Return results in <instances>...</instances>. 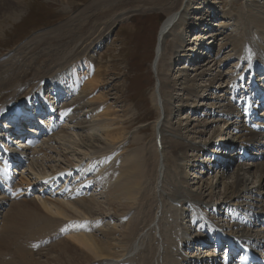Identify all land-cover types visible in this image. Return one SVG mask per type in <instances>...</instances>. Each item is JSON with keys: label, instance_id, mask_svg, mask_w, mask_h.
I'll list each match as a JSON object with an SVG mask.
<instances>
[{"label": "rangeland", "instance_id": "374dc122", "mask_svg": "<svg viewBox=\"0 0 264 264\" xmlns=\"http://www.w3.org/2000/svg\"><path fill=\"white\" fill-rule=\"evenodd\" d=\"M171 1L173 0L1 1L0 75L2 71L10 65V68H12L16 61H18L23 56L26 57V59L30 58L29 52H31L30 50L32 49H35L36 52L40 51L39 56L47 53V51L52 49L54 46L60 47L62 49L61 46L57 45H59L62 41H65L64 39H66L69 34H72V37H74V40L76 41V46L74 48L72 46L70 47L73 49L66 50V52L61 55V58L59 60L54 59V55L57 51L47 53V57L50 60L56 62V64L49 60H43L41 61L39 66H35V68L32 70V75L28 76V78L34 83V86H38H36L37 89L34 90L35 93L29 96L31 97L30 99H34L33 97L35 95H37L39 98H44V100L42 99L44 101V104L46 103V106H51L52 109L48 106L50 112L48 113V110H46L43 115H45L47 119L48 117H51V119L49 120H52V123L54 124L53 129L52 123L51 125L48 124L50 123L48 122L49 120L44 121L47 119L45 116L43 117L44 124L49 125L46 126L50 129V131L49 133H42L43 135L38 131V134H40L41 138H39L36 147L39 146L42 141L45 142L46 137L50 138L51 134L59 131L61 127L64 126L66 121H70L68 124L71 125L73 124V122H76V119H73L72 114L69 115L71 110L68 108L64 110L63 105L72 103L73 99L78 95V92H80L82 88L85 87L84 84L87 79L93 77L96 73L95 76H97V79H99L97 80L98 83H96V85L94 86H86L87 88L91 87L87 89V92L91 96L88 95L85 98V93H81L82 99L83 97L85 101L90 99V102L94 104L93 111L91 113H85L86 109H83L82 112L80 111L79 116L81 119L85 118L84 120L90 121L89 123H91L95 119L96 120L94 122H107L106 124H108L110 126L109 129H111L109 130V133L112 135H118V138L114 143V149L106 151V148H104L102 150L90 151L89 153H91V155H85V157H83L81 161L89 165V161L98 158L99 153H102V155H99L100 157L103 155H108L113 151L118 152L116 157L117 159L118 156L123 153L124 148L126 154L119 156V159L123 156H127V153H132L139 150L142 152L144 151L147 156L148 154L149 156H152L150 151L151 149H154L159 154V157L157 158L158 161H155V159L152 158V163H154V166L157 167L156 162L159 163L160 161V163H162V161L160 160V149L158 148L155 141V137H158L155 131V116L156 112H158V119L161 120L163 118V114L160 113L159 107L157 105L156 95L158 94V92L154 90L155 83L158 81L160 82L158 78H162V76H164V78H168L169 81L175 79V75L179 70L178 68L185 61L186 57L193 58L194 56L199 64H206V66L208 65L210 67L212 66L210 64H213V62H215L213 64L214 66H212L211 68L214 69L217 67V70H219L220 72L222 71V74L224 73L223 75H226L222 80H220L222 77L219 79V76H217L213 80L210 79V81L206 80L208 78V75L206 73L201 74L195 79V71L191 66L187 70L188 74L186 73V75H181L182 78L180 76L177 77V79H179V81H183L185 77H191L190 79H194L192 81L193 84L198 87V93L193 96L194 98H186L185 94L183 95L184 92L181 91L179 86H176L172 91V105L177 106H175L176 108L173 106L175 108V112L173 111L170 115L166 131H172V133L176 132L181 136L189 133L184 132L183 129V122H186L183 117H185L186 115H188L189 120L187 123L188 129H192L193 125L195 124L194 127L196 128V130L201 131V133L198 132V134H190L188 140L197 144V148L194 149V151L191 148L188 149L184 160L181 161L182 165L184 164L186 166V174H188L186 176V183L183 185L185 188H188L184 189V191L188 192L189 188H192V191L198 189L199 192V184L201 185L204 181L214 182L215 184L218 178L217 173L218 170H220V165L226 167L228 173H226V176L229 178V175L232 170L235 169L236 164L241 163L245 164V166L249 165V169L251 168V175L247 176L248 183H253L255 185L254 187H256V170L252 164L261 162L264 163V133L258 130H253V132H251L248 129V126L250 127V122L248 125V122L245 121L244 118L240 119L239 121L236 120V114H238V105L237 108L234 109L236 104L229 100L230 91L228 89V86L230 85V77L236 76V74L239 73H243L242 64H245L243 55H245L244 49H247V45L245 46L246 43H249V49L247 50H249L250 55L247 60L249 61V63L255 65L258 71L261 70V72H264V67L262 65L264 61L259 62L254 55V53H260L261 56H264V10H261L260 12L257 10L256 5H258V3L255 0H174V4L172 5V7L175 10L180 11L179 14L183 13L184 17L183 20H177L172 30H170L163 38L162 52H164V56L161 62V66V60H158L160 52L156 48V71L153 70V68L151 70V62L154 54L156 36L161 23H163L166 17L165 10L169 7L170 3H172ZM259 1V4L264 3V0ZM186 5L187 7H185ZM256 11L258 13H256ZM87 17L91 18L88 19L91 20L89 26H85L82 31L76 34L74 33L75 30H70L71 33L67 34V25L70 23L69 20L71 18L76 21H83L87 19ZM90 26L92 28H90ZM86 36L89 39L84 41ZM41 47L43 50H41ZM191 48L193 50H196V54L194 53L195 51L193 52V50H191ZM238 49H240L243 55H237ZM197 52L200 56H197ZM246 56L247 55H245V57ZM251 56L253 57V59L250 61ZM238 60L241 61L238 63ZM76 64L80 68L74 66ZM167 65H169L170 67H167ZM67 70H69V72H67ZM213 72H216V70ZM228 72L230 73L228 74ZM37 74L45 75L41 80L42 83L39 82L40 80L35 79L34 76H36ZM67 74H72L73 78L67 77ZM74 74L76 75V78ZM237 78H242V84H244V77L239 76ZM67 80L68 84L66 85ZM73 80L75 82L78 81L79 83H77V88L75 90H72L75 85L73 84ZM254 80L257 81V86H260V84L262 85L264 83V74L261 73L257 75V78H254ZM244 82L245 86L247 87V77ZM52 84H55L56 86H62L63 89L58 90L57 88L56 90ZM64 87H68L69 89H71V91H69L67 88L65 89ZM40 88L41 93H38L37 91ZM260 89L264 92V85L260 87ZM224 92L227 93L229 97H224ZM57 93L58 95H56ZM98 95L101 96L102 99H96L97 97H99ZM158 95L161 98L163 93L159 92ZM254 96L257 95L254 94ZM239 97L240 96H238V98ZM164 99L167 98L164 96ZM179 99L183 101L180 102L178 101ZM248 99L250 101V98ZM92 100H99L96 101V103L98 104H96L95 101ZM162 102L163 99L161 98V104ZM223 102H231L234 110L232 109L231 112L224 113L223 117L221 116V113L220 117L218 113L220 112L221 108H223ZM258 103L259 102L256 101L255 98L250 101V105ZM27 104L30 105V102ZM184 104L186 106L181 107ZM189 105L194 106V108L191 107L193 110L185 108ZM254 107L255 106L251 108ZM260 112L261 111L257 109V115L255 116H258ZM39 113L40 111L35 114L37 115ZM231 113L232 117H230ZM227 114L229 115L226 117L225 115ZM262 115L264 117V112ZM8 116L9 114L7 115V117ZM176 120H180V124H177L179 122H177ZM38 121L40 122L39 118ZM38 121H27V123L29 122L28 126L22 124L20 125V121L19 124L16 123V125L20 128V132L17 134L11 133L9 134V136L6 135L3 137L4 147L7 148L8 153L13 152V155H17L21 152V150L29 152L27 150H24L25 148L23 147H28V145H26L25 140L23 141L21 139L20 135L24 134L22 133L23 130L31 131L30 129H32L33 127L30 126V123H32V125H34L33 122L39 124ZM249 121H251V119ZM3 122V119H0V129ZM23 122L26 123V121ZM252 123L255 125H260V122L255 120ZM44 124L40 127L45 128ZM153 125L154 128L152 130ZM174 126L177 128H175ZM35 127L38 126H34V128ZM237 128L240 129V131H238ZM2 129H5V127H3ZM51 130H53V133L50 134V132H52ZM75 133L79 136H77V138L80 141L83 139L81 142L86 144L87 141L83 138L85 136V132L77 128L75 129ZM100 134L104 133L100 131ZM177 134L175 136H172L170 133L173 139L178 138ZM26 136H28V134ZM245 136L256 138L254 143L250 145L254 150L246 149V153L251 154V157L260 156V160H255L250 157L245 159L240 158L242 157V155H240L239 153L238 146H241V143ZM136 140L139 141L137 142ZM217 141H223L221 149L219 148L220 150L216 149ZM48 144L56 147V149L58 147V144L55 142L49 141ZM122 145L123 149L117 151L122 147ZM72 147L73 145L69 148H74L73 150L80 151V155L76 154V156L79 157L82 154L88 152L83 149L81 144L79 145L78 149L76 147ZM115 148L118 149L115 150ZM234 151H236V153H234V155L232 156L231 153H233ZM47 153L48 155H52L53 157L55 156L54 152L47 151ZM42 155L41 153H35V158H39L40 156V158L42 157V159H44V155ZM63 158L65 159V156H63ZM1 161V163H4V160L1 159ZM107 162L108 158L104 160V163ZM8 163H12L11 158ZM44 163H46L50 167L53 164L58 165L56 160H45ZM74 163L79 162L75 161ZM12 164H15V178L18 175V178L16 179L17 181L15 182L17 186H13L15 188L17 187V189H11V194L10 196H7V198L5 197L4 193L3 195L0 193V205L1 207H5L0 216V229L3 225V217L5 216L9 208L13 207L12 202H18L22 204L32 203L33 200H35V197L46 196L45 194L47 192V190L46 192H43L41 190L37 191L36 189H34L35 186L26 188L27 190L23 187V185L19 187L18 181L20 180V175L24 168H22V170L19 172L18 168L23 166L22 162ZM78 165L79 164H77V166L73 169L79 170ZM114 168L115 167L113 165H110L109 168L105 169V171L106 173H108L109 171H111V169ZM84 169L85 168H83V170ZM95 169L96 168L94 167L93 170ZM153 169V167L150 168V170ZM161 169H163V167H161ZM162 172L163 170H161V173ZM74 176H76V173ZM149 176L150 182H153V175L149 174ZM208 176L211 180H209ZM214 176L217 177L215 178ZM6 177L14 178V175L11 171H8ZM200 178L203 180V182ZM74 181L75 180L73 179L72 182ZM79 183L80 182L78 180L77 182L75 181V184L72 183L64 185V187H68L69 185L71 187L76 185L77 187ZM101 185L102 183L99 184L100 187H97L98 185L94 184V187L91 185L90 189H86L88 190V192H90L93 190V188L95 189L97 187L95 190L98 189V191H100ZM37 187L42 188V184L37 185ZM68 188L66 189L65 193L70 191V189L68 190ZM152 188L153 186H151V189ZM161 188H163V186ZM29 189L35 190L36 192H34V194L37 193V195H33L34 197L30 198H26L25 196L21 197V195L30 191ZM151 189L150 194H153V189ZM150 198L151 197H149V200ZM223 198V187L221 184H218V187L214 190V193L210 197V203H208L200 211L204 219V224L201 225V223L196 222L195 224H192V230L201 232L204 231V229L206 228L205 226H208L207 229L213 226L219 230H223L227 234L229 233L228 236H231V242H228L229 240L227 238H223L222 241L218 244V241L212 237L213 239L210 238L208 240V245H201L202 247H200V249L189 244L188 247L186 246L184 247V249H182L184 251L183 253H185L186 256L184 255L185 260L180 261V264H197V259H199L201 255H203V251H205L206 249H214L212 248L214 246L213 243H216L220 248L218 252H215V249L213 252H210V255L213 253L212 256L215 257L217 261L216 264H231V258L233 256H238V250L241 249L240 247L236 249V252L231 257L229 254L230 249L234 248V243L236 241L235 238L237 237L235 232H237V230L233 228V225L236 224L233 223L231 212H229L227 208L229 205L226 206L227 216H225L226 213H224V210L220 207L221 202L224 205L226 202H228V200ZM100 200H102V198H100ZM157 201L159 202L158 205L155 201V204L152 203V205L154 206H152L153 215H155L156 218L158 216H161L159 214L160 212L168 211L167 205H169L166 204L163 200V202L159 201V199ZM156 205L158 206V209L156 208ZM175 205L179 208V206L174 203V206ZM178 211L179 209L176 210V216H178ZM187 212L188 216L193 214V211L190 207L188 208ZM156 218L154 219L155 224ZM116 220L117 218L113 220V222L115 223ZM263 220L264 218L260 221L256 220V222L252 224L249 221L245 220L246 222L244 224L236 225L235 227L241 229V231H238V234H241L242 232L246 233L251 237L252 243H263L264 246ZM107 221H109V219L103 217V225H105V222ZM175 221L177 222V218ZM115 224L118 225L119 223ZM195 225L197 226L194 227ZM215 228L213 230H215ZM61 229L54 236H51L49 239L39 244L41 246L38 245V247H34V251L32 253V260L34 262L40 264H55L58 254V257L61 256L62 261L64 260L63 258L67 259L70 255L74 258L76 256H80L78 254L79 251L75 249L72 250L73 252L68 251L66 255L64 254V250L61 249V247H64L65 244L63 245V243H67V240H64L68 235L67 232L69 231V229ZM9 233L10 232H5V235H8ZM0 248L3 249L2 244H0ZM248 248L253 254V258H255L256 260L258 259L257 261H259V264H264V250L263 253H261V256L263 258H261L260 262V258L258 255V249L260 247L251 248L250 246H248ZM14 254L15 249L13 248L3 251V255L0 259V264H15L14 262L9 263L11 259L15 260ZM199 255L200 257H198ZM227 255L230 259V262L224 263V261H222L223 256L227 258ZM210 258L211 257L208 256L206 260H209ZM78 264H81V262L78 261Z\"/></svg>", "mask_w": 264, "mask_h": 264}, {"label": "bare ground", "instance_id": "6f19581e", "mask_svg": "<svg viewBox=\"0 0 264 264\" xmlns=\"http://www.w3.org/2000/svg\"><path fill=\"white\" fill-rule=\"evenodd\" d=\"M1 1L8 2V0H0V2ZM255 1L258 3V5H256L257 10L259 12L264 10V3L259 4V0ZM171 2L172 3H170L169 7L165 10L166 17L163 23H161L160 31L158 33L156 48L160 52L158 57V60H161L160 66L164 56V52H162L163 38L170 30H172L176 21L179 19L183 20L184 17L183 13L179 14L180 11H177L172 7L174 0ZM185 7H187V5ZM256 13L258 12L256 11ZM88 19L91 18L87 17V19L83 21H76L71 18L69 20L70 23L67 25V34L71 33L70 30H75V34L82 31L85 26L90 25L91 20ZM90 28L92 27L90 26ZM87 39L89 38L86 36L84 41ZM64 40L65 41H62L59 45H57L61 46L62 49L60 47L54 46L53 48L51 47L52 49L47 51V53L57 51L54 55L55 60H59L61 55L64 54L66 50L73 49L76 46V41L74 40V37H72V34H69V36ZM71 46L73 48H70ZM245 46L247 49H249V43H246ZM247 49H244V54L247 55L246 58L248 59L250 55L249 50ZM41 50H43L42 47ZM191 50L193 49L191 48ZM30 51V58L26 59V57L21 56L22 58L16 61L12 68H10V65L9 67L5 68V70H3L0 75V117L5 115L9 109L12 111L15 108H20L16 105V103L26 98L33 90L36 89V86H34L32 80L28 78L29 75H32L31 72L35 66H39L43 60H49L56 64V62L50 60L47 57V53L39 56L40 51L36 52L35 49ZM193 52L196 54V50H193ZM198 54L199 53L197 52V56H200ZM237 55H243L240 49H238ZM254 55L259 62L264 61V56H261L260 53H254ZM252 59L253 57L251 56L250 61ZM214 63L215 62H213V64ZM213 64L210 65L214 66ZM262 65L264 67V63ZM191 66L195 71V79L203 73L208 75L206 80L209 81L210 79H215L217 76H219V79L222 77L220 79L222 80L223 77L226 76L223 75L224 73L222 74V71L220 72L217 70V67L212 69V66L210 67L208 65L206 66V64H199V62L193 56V58L186 57L185 61L179 66V70L175 75V79L169 81L168 78H164V76H162V78L160 77L161 79L158 78L160 82L157 92L158 94L159 92L163 93V97L161 96L163 102L161 104L160 112L163 114V118L161 120L158 119V112H156L155 131L160 140L159 153L162 163H160V161L159 163L156 162L157 167L154 166V163H152V158L155 159V161H158L157 158L159 157V154L154 149H151L150 151L152 156H149V154L147 156L144 151L142 152L138 149L139 151L127 153V156H123L119 159V156L126 154L124 148L123 153H121L117 159L115 158L110 164L115 167L114 169H111V171L106 173L105 169L109 168V166H106L102 169L101 166H95L96 169L93 170V172L91 171L90 173H86L87 176L85 175L78 178L80 183L77 185V187L76 185L72 187L69 185L68 187H70V191L65 193L64 188H66V186L63 188V183L65 182V179L69 178L72 170H74L73 168L77 166L78 163L74 162H80L82 158L85 157V155H91V153H89L90 151L102 150L104 148H106V151L114 149V143L118 138V135H112L109 133V130L111 129H109L110 126L106 124L107 122H94L96 120L95 119L94 121L91 120L94 123H89L90 121L84 120L85 118H80V111L82 112L83 109H86L85 113H91L94 107V104L90 102V99L85 101L84 97L83 99L81 98V93H85L86 98L89 95L87 89L91 88L87 87L96 85V83H98L97 80H99L97 79V76H95L96 73L93 77L87 79L84 84L85 87H83L82 90L78 92V95L74 99L72 98L73 102L63 105L64 110L67 108L71 110L69 115L72 114L73 119L75 118L76 122H73L71 125L68 124L70 121H66L64 126L61 127L59 131L51 134L50 138L46 137V141H42V143L40 145L38 144L39 146L35 147V149H31L32 151L30 153L21 150V152L17 154L20 156L19 160H14L11 157L12 163H20L23 162V160L26 162L28 161L26 168L23 169L24 172H21V177L18 181L19 187L23 185V187L26 189L35 186L34 189L37 191L41 190L44 192V190H47V192L45 194L46 196L35 197V200H33L32 203L22 204L18 202H12L13 207L9 208L2 219L3 225L0 229V244H2L3 249L0 248V259L3 255V251L13 248L15 249V260L11 259L9 263L14 262L15 264H40L32 260L34 247H38L39 244L43 243L51 236H54L60 231L61 228H67L69 231L67 232L68 235L64 240H67V243H63V245L65 244L66 246L64 245V247H61V245L60 247L64 250L63 252L65 255L68 253V251L71 252L73 249H75L79 251V253H77L80 256H76L74 258L70 255L67 259L63 258L64 260L62 261L61 256L58 257V254L55 264H78V261H80L81 264H180V261H184L186 256L182 249H184L186 246L188 247L189 244L200 249L202 246H207L209 243L208 240L212 237L218 241V244L223 238H227L229 240L228 242H231V236H228L229 233L227 234L223 230H219L213 226H211L209 229H207L208 226H205L206 228L204 231H201L200 229L201 232L192 230V224H195L196 222L201 223V225L204 224V219L200 211L203 207L210 203V197L214 193V190L218 187V184L222 185L223 197L228 200L225 205L221 202L220 207L224 210V213H226L225 216H227L228 208L229 212H231L234 224L242 225L246 221H249L252 224L256 222V220L260 221L264 218V163L262 162L252 164L256 170V187H254L255 185L253 183H248L247 176L251 175V168L249 169V165L245 166V164L241 163L236 164L235 169L232 170L229 178L226 176V167L220 165V170H218L217 173L218 178L215 184L214 182L210 181L203 182V180L200 178L203 183L201 185L199 184V192L198 189L192 191V188H189L188 192L184 191V189L188 188L183 186L186 183V176L188 174H186V166L184 164L182 165L181 161L184 160L188 149L191 148L194 151V149L197 148V144L188 140V137L191 133L198 134V132L201 133V131L196 130L194 127L195 124L193 125L192 129H188V115L183 117L186 122H182L184 123V132L189 133L181 136L176 132H167L166 127L168 125L171 113L176 108L175 106H177L172 105L171 101L173 98L172 91L175 89V87L179 86L181 91L184 92L183 95L185 94L186 98H194L193 96L198 93V87H196V85H194L192 82L194 79H190L191 77H185L183 81H179V79H177V77H180L181 75H186L187 70ZM167 67L170 66L167 65ZM215 70L216 72H213ZM44 76V74H37L34 77L35 79L40 80L39 82H41ZM66 76L73 78L72 74H67ZM74 76L76 78L75 74ZM254 78H257V75H254ZM236 80L242 85V78L233 79V82ZM61 87L62 86H56L55 88L61 90L63 89ZM245 90L248 91V88ZM37 92L41 93V88L38 89ZM249 92V98L250 101H252V99H254V94L257 93V88H254L253 92ZM58 93L56 95H58ZM164 96L167 99H164ZM225 96L226 95L224 94V97ZM28 98L29 97L26 99ZM33 98L34 99H30L29 101L30 105H24L23 110H27V108L32 107L33 104L36 103V105L39 106L37 112L40 111V113L37 115L35 114L34 118L36 121H38V118L40 120L42 118V114L46 112V105L44 104L42 98H39L37 95H35ZM96 99L102 98L99 96ZM178 101L181 102L183 100L179 99ZM233 103L236 104L235 101ZM262 103H264V100ZM237 105L234 107V109L237 108ZM184 106L186 105L184 104L181 107ZM222 106L223 108H221L220 112L218 113L219 116L222 113V117L224 113L231 112L233 109L231 102H223ZM191 107L194 108L192 105H189L185 108L191 110ZM49 108L52 109V107ZM228 115L229 114L225 116L227 117ZM49 119H51V117H48V120ZM9 121H13L12 118H9ZM179 121L180 120L177 122ZM20 122L22 121L20 120ZM180 122L177 124H180ZM33 124L34 125L30 123V126L33 127V130H30L34 134H38V131L41 134L44 132L49 133L50 131L48 127L42 128L39 126L38 128H34V126H38V124L34 122ZM3 127H5V129H2ZM16 127L18 126L14 122H11L10 125L5 123L4 126L1 125L2 130L0 129V131L2 132H0V135H2V137L6 135L9 136V134L14 132L13 129ZM77 128L85 132V136L83 138L87 141L86 144L81 142L83 140L82 138L81 141L77 138L78 135L75 133V129ZM153 128L154 125L152 126V130ZM254 128L255 127L248 126V129L251 132L255 130ZM100 131H102L104 134H100ZM238 131H240V129H238ZM170 133L172 136L177 134L178 138L173 139ZM23 136L24 134L20 135V137ZM255 140V137L245 136L241 146L244 148V150H246L248 146L254 143ZM49 141L57 143V149L56 147L49 145ZM80 144L83 149L88 152L82 154L79 157L76 156V154L80 155V151L73 150V147L78 149ZM72 145L73 149L69 148ZM117 149L115 148V150ZM122 149L123 145L117 151ZM5 151H7L8 156L7 148H5ZM47 151L54 152L55 156L53 157L52 155H48ZM25 152L27 155L41 153V155H44H42L44 159H42V157L40 158L39 156L40 159L38 157H32V159L27 160L24 156L26 155ZM234 153H236V151L231 153V155L233 156ZM99 155H102V153H99ZM63 156H65V159ZM45 160H56L58 165L53 164L50 167L44 163ZM1 162L2 161L0 160V164H5V162ZM90 167L94 168L92 166ZM152 167L154 169L150 170ZM161 167H163V169H161ZM86 170H88V168H85L83 172ZM161 170H163L162 173ZM149 174L153 175V182H150ZM214 177L216 178L217 176ZM60 178L63 180H60ZM10 179L11 178L2 180V186H7ZM73 179L76 182L78 181L75 178ZM209 180L211 179L209 178ZM75 181L71 182L70 184H75ZM97 181H102L100 191H98V189L95 190L97 187H100L99 185L95 189L93 188V190L90 192H88L86 189L87 186L84 187L85 189L83 188L84 190L80 189L81 185H88L90 182L94 187V184H97ZM41 184L42 188L37 187V185ZM14 186H17V184H14ZM151 186H153V194H150ZM162 186L163 188H161ZM16 189L17 187H13V190ZM149 197H151L150 200ZM100 198H102V200H100ZM158 199L159 201H165V203L169 205H167L168 211L160 212L159 214L161 216L156 218L155 215H153L152 203L155 204V201L158 205ZM174 203L177 204L179 208L176 205L175 207ZM157 205L156 208L158 209ZM226 206L228 207L226 208ZM189 207L193 211V214L188 216L187 211ZM177 209H179L178 216H176ZM103 217L109 219V221L105 222V225H103ZM116 218L117 220L115 223H119L118 225L113 222V220ZM155 218L156 224L154 220ZM176 218L177 222L175 221ZM236 225H233V228L237 230V232L234 231L237 237L235 238L236 241L234 243V248L230 249L229 251L230 257L234 255L236 249L239 247L242 248L243 246L246 247L247 245L251 248L260 247V243H252L251 237L246 233L242 232L241 234H238V231H241V229L235 227ZM214 228L215 230H213ZM5 232L10 233L5 235ZM213 250L214 249H206L203 251V255H201V257L200 255L198 256L200 258L197 259L196 263L216 264L217 261L215 257L212 256L213 253L210 255V252ZM240 254L241 252L238 250V256ZM208 256L211 257V260H206ZM225 259L226 257L223 256L222 261H225ZM257 260L252 258L251 263L259 264V261ZM231 264L236 263L232 262Z\"/></svg>", "mask_w": 264, "mask_h": 264}]
</instances>
